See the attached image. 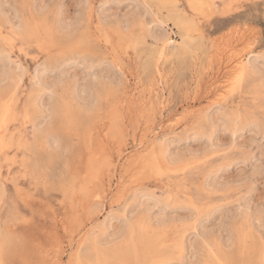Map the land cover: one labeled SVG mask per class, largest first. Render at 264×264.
Returning a JSON list of instances; mask_svg holds the SVG:
<instances>
[{
    "label": "rangeland",
    "instance_id": "1",
    "mask_svg": "<svg viewBox=\"0 0 264 264\" xmlns=\"http://www.w3.org/2000/svg\"><path fill=\"white\" fill-rule=\"evenodd\" d=\"M202 1L0 0L2 264H264V0Z\"/></svg>",
    "mask_w": 264,
    "mask_h": 264
},
{
    "label": "bare ground",
    "instance_id": "2",
    "mask_svg": "<svg viewBox=\"0 0 264 264\" xmlns=\"http://www.w3.org/2000/svg\"><path fill=\"white\" fill-rule=\"evenodd\" d=\"M163 1H164V0H163ZM165 2H166V1H165ZM170 2H171V1H170ZM188 3H189V5H190V7H191V9H192L193 11H195V12H201V11H203V9H202V7H203V1H202V0H188ZM174 4H175V3H174ZM169 5H170V4H169ZM188 17H189V16H188ZM177 18H178V17H177ZM192 31H194V30H192ZM192 31H191V32H192ZM187 33H188V32H187ZM52 35H53V34H52ZM56 35H57V34H56ZM56 35H54V36L56 37ZM56 38H57V37H56ZM51 39H52V38H51ZM12 40H13V39H12ZM14 41H15V40H14ZM54 41H55V40H54ZM3 43H4V42H3ZM10 46H11V45H10ZM218 50H219V49H218ZM1 51H2V50H1ZM47 52H48V51H47ZM158 52H159V51H158ZM164 52H165V51H164ZM216 52H218V51H216ZM222 52H223V51H222ZM146 53H147V52H146ZM146 53H145V54H146ZM220 53H221V51H220ZM145 54H144V55H145ZM162 54H163V53H161L160 55L162 56ZM142 55H143V54H142ZM222 55H223V54H222ZM111 56H112V55H111ZM161 56H160V57H161ZM163 57H164V56H163ZM246 57H247V56L242 55V56H240L239 58H237L236 61H235L234 69H235L236 71L240 72L239 75H242V74L245 73V71L248 69V65H249V64H248L246 61H247V60H250V59L247 58V60H246ZM250 58H251V55H250ZM232 61H233V60H232ZM250 61H251V60H250ZM248 62H249V61H248ZM233 64H234V63H233ZM18 66H19V65H18ZM251 66H252V65H251ZM39 67H40V66H39ZM21 68H22V67H21ZM22 69H23V68H22ZM249 70H250V69H249ZM247 71H248V70H247ZM11 73H12V72H11ZM11 73H10V75H11ZM233 73H234V72H233ZM233 73H232V74H233ZM253 73H255V72H253ZM12 74H13V73H12ZM234 74H236V72H235ZM237 74H238V73H237ZM10 75H9V76H10ZM11 76H12V75H11ZM11 76H10V77H11ZM15 76H16V75H15ZM237 76H238V75H237ZM238 77H239V76H238ZM16 78H17V76H16ZM231 78H232V77H231ZM239 78H240V77H239ZM239 78H238V79H239ZM246 78H247V77H246ZM10 79H11V78H10ZM18 79H19V78H18ZM238 79H237V82L239 81ZM21 80H22V79H21ZM221 80H222V79H221ZM11 81H13V80H11ZM14 81H15V80H14ZM14 81H13V82H14ZM17 81H18V80H17ZM218 81H219V80H218ZM13 82H12V83H13ZM240 82H241V81H240ZM14 83H15V82H14ZM226 83H227V82H226ZM18 84H20V81L18 82ZM198 84H199V83H198ZM16 86H17V85H16V83H15V87H16ZM229 86H230V85H229ZM233 86H234V85H233ZM12 88H14V87H12ZM228 89H229V88H228ZM228 89H227V90H228ZM13 90H14V89H13ZM229 90H230V89H229ZM223 91H225V90H223ZM14 92H15V90H14ZM218 92H219V91H217V93H218ZM226 92H227V91H226ZM226 92H225V94H226ZM228 93H229V92H228ZM0 95H1V94H0ZM2 95H4V94H2ZM2 95H1V96H2ZM12 95H13V94H12ZM215 95H216V94H215ZM223 95H224V94H223ZM4 98H5V96H4ZM14 98H15V97H14ZM2 99H3V97H2ZM8 99H10V97H9ZM32 99H33V98H32ZM151 99H152V98H151ZM11 100H12V99H11ZM218 100H220V98H218ZM4 101H5V99H4ZM9 101H10V100H9ZM13 102H14V101H13ZM13 102L11 103V105H12V104L14 105ZM0 103H2V102H0ZM5 103H6V102H5ZM8 103H9V102H8ZM205 105H206V104H205ZM212 105H215V104L213 103ZM216 105H217V104H216ZM216 105H215V106H216ZM218 105H219V104H218ZM2 106H3V105H2ZM2 106H1V107H2ZM4 106H5V105H4ZM4 106H3V107H4ZM6 106H7V104H6ZM6 106H5V107H6ZM5 107H4V108H5ZM8 107H9V106H8ZM12 107H13V106H12ZM207 107H209V105H208ZM5 110H6V109H5ZM5 110H4V111H5ZM207 110H209V108H208ZM207 110H205V111H207ZM0 111H2V110L0 109ZM4 111H3V112H4ZM208 112H209V111H208ZM13 113H14V112H13ZM8 114H9V113H8ZM14 114H15V113H14ZM39 114H40V113H39ZM2 115H3V113H2ZM0 116H1V114H0ZM8 116H9V115H8ZM1 118L4 119V117H1ZM2 119H0V121H1ZM4 120L6 121V119H4ZM4 120H2V121H4ZM193 123H194V122H193ZM6 125H7V124H6ZM2 126H3V125H2ZM7 126H8V125H7ZM7 126H6V127H7ZM9 128H10V127H9ZM102 128H103V127H102ZM1 129H2V128H0V143H1L2 140L4 139V138H3V135H4V134L1 132ZM2 130H3V129H2ZM5 130H6V129H5ZM14 131H15V130H14ZM3 132H4V131H3ZM5 132H6V131H5ZM9 132H10V131H9ZM153 132H154V131H153ZM7 134H8V133H7ZM11 134H12V133H11ZM38 134H39V133H38ZM103 134H104V133H103ZM103 134L101 135L102 137H103ZM13 135H14V133H13ZM150 135H151V134H150ZM7 136H8V135H7ZM114 136H115V135H114ZM5 137H6V133H5ZM12 137H13V136H12ZM7 138H8V137H7ZM9 138H10V136H9ZM87 138H88V137H87ZM148 138H149V137H148ZM157 138H158V137H157ZM5 139H6V138H5ZM5 139H4L3 141H6ZM91 139H92V138H91ZM102 140H103V139H102ZM102 140H101V141H102ZM7 141H8V139H7ZM10 141H11V140H10ZM10 141H8V142H10ZM13 141H14V140H13ZM85 141H86V140H85ZM104 141H105V140H104ZM149 141H150V140H149ZM157 141H158V140H156V142H157ZM8 142H7V144H8ZM88 142H89V141H88ZM92 142H93V141H92ZM102 142H103V141H102ZM143 142H144V141H143ZM5 143H6V142H5ZM10 143H11V142H10ZM10 143H9L8 145H11ZM86 143H87V142H86ZM86 143H85V144H86ZM134 143H135V142H134ZM103 144H104V143H103ZM110 144H111V143H110ZM3 145H5V144H3ZM159 145H160V144H159ZM5 146H6V145H5ZM12 146H13V145H12ZM16 146H17V145H16ZM140 146H141V144H140ZM160 146H161V145H160ZM160 146H159V147H160ZM163 146H164V145H163ZM7 147H8V146H7ZM13 147H15V146H13ZM85 147H86V146H85ZM95 147H96V146H95ZM138 147H139V146H138ZM16 148H17V147H16ZM142 148H143V146H142ZM19 149H20V148H19ZM92 149H93V148H92ZM1 150H2V147H1ZM157 150H159V149H157ZM85 151H86V150H85ZM162 151L164 152L165 150L162 149ZM98 152H99V151H98ZM159 153H160V152H159ZM123 154H124V153H123ZM0 155H1V154H0ZM159 156H161V155H159ZM104 158H105V157H104ZM5 160H6V159H5ZM165 161H166V160H165ZM3 162H4V161H3ZM138 162H139V161H138ZM14 165H16V164H14ZM14 165H13V166H14ZM159 165H160V164H159ZM187 165H188V164H187ZM84 166H85V165H84ZM89 168H90V167H89ZM164 168H165V167H164ZM90 170H91V169H90ZM127 170H128V169H127ZM137 171H138V170H137ZM166 171H167V170H166ZM0 172H1V171H0ZM91 172H92V170H91ZM173 172H174V170H173ZM25 173H26V172H25ZM100 175H101V174H100ZM96 177H97V176H96ZM102 177H103V176H102ZM126 177H127V176H125L124 178H126ZM89 182H90V181H89ZM98 182H99V181H98ZM89 184H90V183H89ZM93 185H94V184H93ZM100 185H101V184H100ZM105 186H106V185H105ZM110 188H111V187H110ZM110 188H109V190H110ZM111 189H112V188H111ZM112 190H113V189H112ZM97 191H98V190H97ZM110 193H111V192H110ZM25 198H26V197H25ZM120 198H121V197H120ZM29 199H30V198H29ZM141 199H142V198H141ZM141 199H140V200H141ZM103 206H104V205H103ZM123 211H124V210H123ZM67 222H68V221H67ZM147 224L149 225V223H147ZM70 225H71V224H70ZM148 225H147V226H148ZM147 226H146V227H147ZM150 226H151V225H150ZM151 227H152V226H151ZM149 228H150V227H149ZM102 230H103V229H102ZM101 232H102V231H101ZM104 232H105V231H104ZM102 234H103V233H102ZM96 235H97V234H96ZM104 235H105V234H104ZM99 236H100V235H99ZM99 236H98V237H99ZM101 236H103V235H101ZM92 238H93V237H92ZM101 238H102V237H101ZM140 238H141V237H140ZM144 238H145V240H146V237H145V236H144ZM96 239H97V238H96ZM102 239H103V238H102ZM152 239H153V238H152ZM98 240H99V239H98ZM100 241H101V239H100ZM134 241H135V240H134ZM143 242H144V241H143ZM153 242H154V241H153ZM98 243H100V242H98ZM98 243H97V244H98ZM136 243H137V242H136ZM180 243H181V242H180ZM92 245H93V242H92ZM98 246L100 247V245H98ZM131 246H132V245H131ZM125 247H126V246H125ZM95 248H96V247H95ZM126 248H127V247H126ZM96 249H97V248H96ZM100 249H101V248H100ZM100 249H99V251H101ZM124 249H125V248H124ZM81 250H82V248H81ZM81 250H80V251H81ZM92 250H93V249H92ZM102 250H103V249H102ZM130 250H131V249H130ZM130 250H128V251H129V252H132V251H130ZM259 251H260V250H259ZM93 252H94V251H93ZM96 252H98V250H97ZM125 252H126V251H125ZM98 254L101 255L100 252H99ZM103 254H104V253H103ZM116 254H117V253H116ZM126 254H127V253H126ZM93 255H94V254H93ZM99 255H98V256H99ZM129 255H130V254H129ZM127 256H128V255H127ZM102 257H103V256H102ZM102 257H101V258H102ZM117 257H118V256H117ZM85 258H86V257H85ZM101 258H100V260H101ZM109 258H110V257H109ZM263 258H264V257H263ZM220 261H221V260H220ZM73 262H74V264H78L77 260H75V261H73ZM80 262H81V261H80ZM263 263H264V261H263Z\"/></svg>",
    "mask_w": 264,
    "mask_h": 264
},
{
    "label": "snow or ice",
    "instance_id": "3",
    "mask_svg": "<svg viewBox=\"0 0 264 264\" xmlns=\"http://www.w3.org/2000/svg\"><path fill=\"white\" fill-rule=\"evenodd\" d=\"M236 7H240V6L237 5ZM162 39L166 40L167 39V36L164 35L162 37ZM21 71H23V69H21ZM262 75H264V73H262ZM92 78L94 80L95 79H99V80L104 81L105 83H107L108 82V79H109V76L100 75L98 77L97 74H96V72L93 71ZM34 84H36L37 87L40 86L37 81H34ZM49 92H50V89H49ZM54 118H55V109L53 108V117H52V119H54ZM240 161H241V164H243L244 162H246V158L244 156H241L240 157ZM253 175H258L261 179H264V158H262L260 160L259 167L255 170V172L253 173ZM248 182H249V178L245 176L244 171H241L240 174H239V181H238V183L244 184V183H248ZM237 208H238V212L239 213H244L246 211V209L242 206V204L241 205H238ZM128 223L129 222H128V219L127 218H125L124 220H121V224L124 225L125 227L128 226ZM250 226L252 228H254L256 231L259 232V236H260L261 240L264 241V208H262V210H261V212L259 214V220L258 221L255 218V216L252 217V219H251V225ZM101 243H103V241H101ZM0 264H2V262H0Z\"/></svg>",
    "mask_w": 264,
    "mask_h": 264
}]
</instances>
